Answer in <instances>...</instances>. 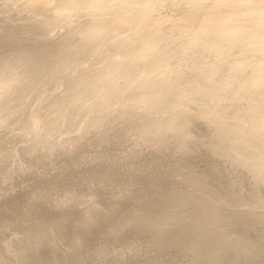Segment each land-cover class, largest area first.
I'll use <instances>...</instances> for the list:
<instances>
[{
	"label": "rangeland",
	"instance_id": "rangeland-1",
	"mask_svg": "<svg viewBox=\"0 0 264 264\" xmlns=\"http://www.w3.org/2000/svg\"><path fill=\"white\" fill-rule=\"evenodd\" d=\"M39 48L42 62L15 58L0 85V264H197L141 242L130 224L145 211L141 189L163 180L183 196L212 164L240 179L233 193L245 200L202 194L204 205L264 213V180L241 164L258 154L235 148L255 144L221 136L240 126L264 139V108L251 111L264 94L208 91L264 56V0H0V59ZM181 115L196 127H178ZM211 141L231 144L209 155ZM183 155L194 171L175 166Z\"/></svg>",
	"mask_w": 264,
	"mask_h": 264
},
{
	"label": "bare ground",
	"instance_id": "bare-ground-1",
	"mask_svg": "<svg viewBox=\"0 0 264 264\" xmlns=\"http://www.w3.org/2000/svg\"><path fill=\"white\" fill-rule=\"evenodd\" d=\"M198 38L201 39L200 37H198ZM203 39H204V37H203ZM208 39L210 41L214 42V40H211L212 38H210V36H208L206 39V42H204V43H207V42L209 43ZM218 39L216 40V42L219 45ZM201 41H202V39H201ZM220 41H221V39H220ZM229 41H231L230 43H233L232 40H229ZM228 42H227V45H228ZM154 43H156V42H154ZM199 43H200V40H199ZM214 43H212V44H214ZM210 44H208V46H211ZM260 49L261 48H259V50ZM261 51H264V50H261ZM44 57H45V50L40 49V48L36 49L34 51L20 50V51H17L16 55H14V56H10V55L4 56L3 58L0 59L1 60L0 61V67H1L0 69H6L7 68L9 72L6 70L2 74L1 73L2 71L0 70V73L2 74V76L0 74V85H2V83H3L2 81H4V80H5V82H6V80L9 81L10 77H7L9 75L7 73H10L9 69L13 68L16 65L15 58H17L18 60L20 59V60H23L26 62H33V63H36V60H37V62L39 61L38 63H40L44 60ZM234 61L235 60H233L231 62V64ZM247 61L248 62L251 61V63H252V60H250V61L247 60ZM247 61L245 62L246 64H247ZM237 63H238V61H237ZM233 64H234L233 66L235 68L236 63H233ZM228 65H230V63H228ZM228 65H226V66H228ZM252 65H254L253 67H255V66H259V67H258V69H255V68L253 69V67H252L251 71L249 69V72H247L248 71L247 70L243 75H238V74L235 75L234 73L233 74L231 73V75H230L228 70L229 69L232 70V68H231V66H229L230 68L228 70H225V71L229 73L230 78H228V75H227L228 73H226L225 76H227V80H224L222 78V80H224V81H222L221 83L219 82V83L215 84L214 82H212L214 84H210V85L207 84V87L209 85V88H210V89H208V91L211 90V93L213 92L211 94L212 97L218 96L219 94H221V93H219V91L220 92L224 91L225 93L227 91V94L229 91L231 96L233 95L236 98L238 96H244L247 98L256 99L255 96L257 97L261 94H264V56H262L261 58H258L257 60L255 59L254 64H252ZM226 66H225V68H227ZM222 67H223V65H222ZM15 69L16 68L13 69V72L15 71ZM11 71H12V69H11ZM17 71H19V70L17 69ZM232 71H230V72H232ZM234 72H236L235 69H234ZM14 74L15 73H13V75ZM225 76H223V77H225ZM7 78H9V79H7ZM259 84L261 86L260 88L258 87V89L257 88L253 89V87H255L256 85H259ZM224 87H227V90L225 88L226 91L225 90H216V89H221V88L224 89ZM230 94H228V95H230ZM164 95L167 97L166 94H164ZM209 95H210V92H209ZM260 104L261 103H259V105H256V106L254 105L251 107V111L253 112V114L254 113L256 114L257 111L262 110L264 108V105L263 104L260 105ZM262 118H260V119L262 120ZM193 120L194 119H192L188 116H182L181 115L178 117V127H180L182 129L185 127L186 124L192 125ZM168 121L169 120L168 119L166 120V118H165V120L160 119L157 122L156 121H154L152 123L149 122L151 124L146 122L149 125V126H146V128L148 129V127H150L149 128L150 131L151 130H157V129H160L163 126H165L168 123ZM146 123H143V125H146ZM259 123H262V121ZM193 125H196V124H193ZM193 127H196V126H193ZM143 128L144 127H142L141 129L144 130ZM252 131L253 130L248 131L247 129H244L240 126H238V127L234 126V128L231 127L228 130H226V132H224V134H222L221 136L223 139H226V141L230 137L234 138V137L238 136L236 138H239V136L240 137L242 136L241 138H244L242 140H246L248 143L251 142L252 144L253 143L255 144V149L250 150L252 145H251L250 149H248L246 147V145L249 146V144H245L244 142L240 141L242 145H240V143H239V145H236L235 148L239 152L245 153L246 155L251 154L250 156H254V154H258V156L255 155V156H257L256 159H253L250 161H245L243 163L241 162V164H243L244 167L251 169V171L252 170L256 171V175H261L262 179L264 180V139H262L263 138L262 137L261 138L262 140L261 139L259 140L258 136L256 135L257 132H256V134H255L256 136H255V135H253L254 132L252 133ZM255 131H256V129H255ZM145 133H147V134L144 136H147L151 132H145ZM232 138L229 139V142ZM224 142H223V144L222 143L217 144V142L215 143L212 141L209 142L207 145L208 147H206V149L208 148V150H209V155L211 152L212 153H219V152L221 153L226 149L228 144L229 145L231 144V143L224 144ZM225 143H227V142H225ZM182 147L184 148L183 145H182ZM253 148L254 147H252V149ZM208 150H206V151H208ZM206 151H203V153H205ZM79 152H81V151H79ZM77 153H78V151H77ZM77 153H76V155H78ZM74 155H75V153H74ZM74 155H72V156H74ZM76 155H75V157H76ZM184 156L185 155L178 158V160L176 159L177 164H175V166L178 168L185 167L188 170H192L193 169L192 166L190 164H188L189 159L188 158H187L188 160L185 159L186 157H184ZM78 157H81V156L79 155ZM72 158H74V157H72ZM68 164H71V163H68ZM190 166L192 169L190 168ZM217 166H219V165H217ZM206 167H209V166H206ZM211 168H215L214 164H212L210 166V169H208V168H207V170L201 169L202 172L200 170L199 173H196L194 170H192V171H194L193 172L194 175L192 177L191 185L189 186L187 193L183 196H175V195L171 194V191H173V188L168 187L165 184V182L163 180H160V179H159L160 180L159 182L153 181V182H155V184H153V185L151 184L150 186H146L143 189H141L140 195L143 198V205L145 207V211L142 213L141 216L135 218L133 220V222L130 224L131 232L133 234H135V237L137 236L136 238H140V241L142 240L141 242H143V239H144V241L145 240L150 241V244L152 243V245L156 246L154 248L151 245L154 249L160 248V249L165 250V252L170 251V254L173 252V254L175 253L176 255H188L187 257H189V259L190 258L196 259L197 264H264V253H263L264 252L263 251L264 250V213L250 214V213H246V212H243L240 210L227 209L223 206H218V205L217 206H211V207L204 205L202 194H206V195L208 194V195L215 196L221 201L222 204L232 203V202H234V203L243 202L245 200L244 196L237 194V193H233V191H234L233 187L237 184V183H235V179H238V178H235V179H234V177L230 178L231 174L229 176V173L225 172L224 174H226V175L228 174V178L226 176V179L224 178L225 181H222L223 179L221 177H224V174H223V176H220V175H222L220 170H218V169L211 170ZM219 169H220V167H219ZM237 169H239V168H237ZM88 170H90V168ZM109 172L110 171H108V174H109ZM54 173H53V175H55ZM66 174L67 173H65V175ZM254 174H255V172H254ZM66 177H67V175H66ZM70 178H68V180H70ZM54 179L56 180L57 178L55 177ZM50 180H52V178ZM238 180H240V179H238ZM38 185H39V183H38ZM43 186H45V184ZM25 192H27V191H25ZM28 192H30V191H28ZM22 193H24V191ZM249 193L251 196L252 195L258 196L259 195V191L257 188L252 189ZM24 196H25V193H24ZM10 197H9V199H10ZM11 200H13L12 197H11ZM9 201H8L9 204L10 203L15 204V205L19 204V203H17L18 201L16 203L15 202H9ZM12 207H14V206H12ZM19 208H21V206ZM19 208H16L15 210H17V209L19 210ZM182 208L183 209L184 208L189 209L190 213H189L188 218H179L174 222H168L166 220V215L179 216L182 213ZM148 241H145V242L148 243ZM33 242L30 241L29 242L30 244L28 245V247L32 246V247L37 248L38 242H36L35 240H33ZM150 244H149V246H150ZM32 247H31V249H32ZM84 256H86V255H84ZM167 261H169V260H167Z\"/></svg>",
	"mask_w": 264,
	"mask_h": 264
}]
</instances>
